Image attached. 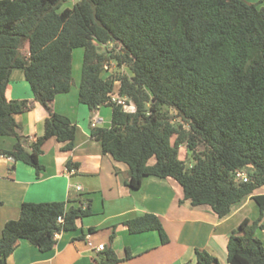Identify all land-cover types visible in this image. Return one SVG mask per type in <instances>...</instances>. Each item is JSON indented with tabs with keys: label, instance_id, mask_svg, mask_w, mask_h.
Listing matches in <instances>:
<instances>
[{
	"label": "trees",
	"instance_id": "16d2710c",
	"mask_svg": "<svg viewBox=\"0 0 264 264\" xmlns=\"http://www.w3.org/2000/svg\"><path fill=\"white\" fill-rule=\"evenodd\" d=\"M69 1L0 0V137L15 138L12 148L0 153L39 173L47 139L56 137L66 143L64 149L73 148L77 125L53 111L50 102L71 90L73 52L83 48L79 99L92 110L112 106L111 126H94L91 135L104 153L129 167L127 184L139 188L146 176L172 177L193 205L207 204L220 217L252 195L260 215L252 224L242 221V234L230 235L228 261L264 264V244L255 234L257 227L264 229V194H254L264 185V5L247 0H77L67 6ZM109 44L111 50H100ZM111 61L130 72L105 76ZM15 68L23 69L35 98L49 111L44 133L31 150L18 133L16 116L23 106L6 96ZM116 82L117 93L132 110L111 101ZM183 145L189 164L180 156ZM239 170L247 173V181L236 179ZM89 213L88 208H68L64 201L24 202L19 218L3 227L0 264H8L22 239L51 250L56 233L75 229L77 219ZM126 224L132 233L154 229L164 243L169 240L153 213ZM119 261L108 249L92 264ZM196 264L220 261L197 249Z\"/></svg>",
	"mask_w": 264,
	"mask_h": 264
},
{
	"label": "crops",
	"instance_id": "0c3cea01",
	"mask_svg": "<svg viewBox=\"0 0 264 264\" xmlns=\"http://www.w3.org/2000/svg\"><path fill=\"white\" fill-rule=\"evenodd\" d=\"M79 86L80 81L75 80L69 92L50 102L53 111L77 125L72 149H64L66 143L56 137L47 139L39 156L43 165L39 173L34 166L0 153V236L8 220L19 218L24 202L64 201L68 208H88L90 213L77 219L75 229L59 233L51 250L42 251L29 240H20L8 264H92L108 249L120 258L114 264H196L197 249L208 250L220 264H231L230 235L240 232L242 221L252 224L260 215L252 195L220 217L207 204L193 205L172 177L146 176L139 188H132L127 184L129 167L104 153L101 142L91 135L94 126H111L112 106L90 109L79 99ZM6 96L23 106L16 116L18 133L31 150L44 133L49 111L35 98L21 68L13 69ZM14 143V137H0V150H9ZM71 168L74 172L67 173ZM254 194H264V185ZM146 213L160 219L168 242L162 241L158 230H129L126 221ZM260 223L264 224V215ZM255 234L264 244V229L257 227ZM99 244L105 248L98 250Z\"/></svg>",
	"mask_w": 264,
	"mask_h": 264
},
{
	"label": "rangeland",
	"instance_id": "374dc122",
	"mask_svg": "<svg viewBox=\"0 0 264 264\" xmlns=\"http://www.w3.org/2000/svg\"><path fill=\"white\" fill-rule=\"evenodd\" d=\"M76 1L77 0H70L69 3H67V4L70 5V3L72 4L73 2H76ZM253 3H255L259 7H261L264 5V0H262V1L255 0ZM113 47H114V45H112V44L103 45L100 47V50L101 51H108V50H111ZM83 53H84L83 48H77L73 52V78H74V82H75V80H76V82L81 80ZM128 72H130V70L126 65L119 66V65H117V63L115 61H111V62L107 63V65L105 67V71L103 74H105V76L109 75V74L120 75L122 73H128ZM119 85H120L119 82L115 83V86L117 88V92H118ZM126 108L129 110H132L133 107L128 105ZM172 115H175V111H173V110H172ZM177 120L179 121V119H177ZM185 127L188 128V125H186ZM199 149H203V145H200ZM180 156L184 159L186 158L188 164L191 162V160H190L191 158L187 155V147L185 145H183L181 147Z\"/></svg>",
	"mask_w": 264,
	"mask_h": 264
},
{
	"label": "built area",
	"instance_id": "2783aa9c",
	"mask_svg": "<svg viewBox=\"0 0 264 264\" xmlns=\"http://www.w3.org/2000/svg\"><path fill=\"white\" fill-rule=\"evenodd\" d=\"M111 101L121 103L125 107H127L129 105L127 100H126V97H123V96L119 95L118 93H114L112 95ZM129 106H131V105H129ZM94 124H96V122H94ZM74 170L75 169H72V168L68 169L67 173L71 174V173L74 172ZM236 179L238 181H247L248 180V175H247V173L245 171L239 170V171L236 172ZM77 187L81 188L80 186H77ZM59 221L63 222L64 221L63 217H60ZM58 234L59 233H56V237H57ZM104 248H105L104 244H99L98 247H97L98 250H103Z\"/></svg>",
	"mask_w": 264,
	"mask_h": 264
}]
</instances>
